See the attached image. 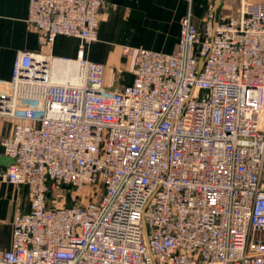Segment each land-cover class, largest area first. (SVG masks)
Returning <instances> with one entry per match:
<instances>
[{"label":"built area","instance_id":"obj_1","mask_svg":"<svg viewBox=\"0 0 264 264\" xmlns=\"http://www.w3.org/2000/svg\"><path fill=\"white\" fill-rule=\"evenodd\" d=\"M104 2L29 0L42 39L80 45L24 51L0 80L4 179L30 200L0 264H264V2L202 28L189 12L172 53L126 49L120 91L84 57Z\"/></svg>","mask_w":264,"mask_h":264},{"label":"crops","instance_id":"obj_2","mask_svg":"<svg viewBox=\"0 0 264 264\" xmlns=\"http://www.w3.org/2000/svg\"><path fill=\"white\" fill-rule=\"evenodd\" d=\"M244 1L264 2L105 0L97 40L85 48L84 57L102 63L107 89L120 91L134 78L135 56L126 54V49L172 53L179 46L182 19L189 12L195 25L202 28L209 11H214L217 20L227 21L240 14ZM28 12L29 0H0V80L12 79L16 59L24 51L50 54L58 59L78 57V37L58 35L52 43H47L38 30L29 25ZM14 124V119L0 116V259L12 248L17 211L30 209L28 187L4 179V173L12 163L5 159L8 156L4 153L2 141L12 134Z\"/></svg>","mask_w":264,"mask_h":264},{"label":"water","instance_id":"obj_3","mask_svg":"<svg viewBox=\"0 0 264 264\" xmlns=\"http://www.w3.org/2000/svg\"><path fill=\"white\" fill-rule=\"evenodd\" d=\"M201 64H202V62H201ZM7 161H9V162H11V163H13L14 162V159L13 158H11V157H6L5 158ZM68 200L70 201L71 200V194L70 193H68Z\"/></svg>","mask_w":264,"mask_h":264},{"label":"bare ground","instance_id":"obj_4","mask_svg":"<svg viewBox=\"0 0 264 264\" xmlns=\"http://www.w3.org/2000/svg\"><path fill=\"white\" fill-rule=\"evenodd\" d=\"M56 63H58V65H53V67H54V70H60V69H62L63 68V66H62V64L60 63V62H56ZM55 64V63H54ZM75 82H76V80H74Z\"/></svg>","mask_w":264,"mask_h":264},{"label":"rangeland","instance_id":"obj_5","mask_svg":"<svg viewBox=\"0 0 264 264\" xmlns=\"http://www.w3.org/2000/svg\"><path fill=\"white\" fill-rule=\"evenodd\" d=\"M87 189H88V188H87ZM66 190H67V188H65V187H63V188L60 189V191H66ZM55 195H56V194L54 193V196H55ZM67 204H72V203H71V201H68Z\"/></svg>","mask_w":264,"mask_h":264}]
</instances>
